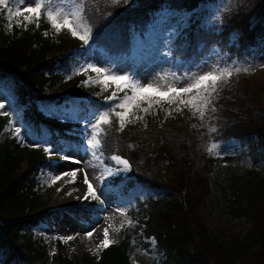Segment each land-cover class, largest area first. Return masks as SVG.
<instances>
[{"label": "trees", "instance_id": "16d2710c", "mask_svg": "<svg viewBox=\"0 0 264 264\" xmlns=\"http://www.w3.org/2000/svg\"><path fill=\"white\" fill-rule=\"evenodd\" d=\"M216 0H75L80 23L91 45L115 60L128 56L134 38L143 34L164 9L188 14L171 46L180 61V74L196 68L217 48L229 62L252 58L264 44V0L252 11L224 12L213 26L202 23L197 10ZM54 0H42L40 17L23 22L12 33L0 22V88L10 93L16 111L22 114L39 147H31L17 136L4 135L9 118L0 117V247L3 264H46L42 241L34 240L47 202L34 191L36 176L47 163L48 145L61 148L80 145L82 124L63 115L51 117L40 103L49 90L60 87L74 96L85 89L76 78L80 61L89 51L84 41L52 27L48 12ZM17 0H10L14 8ZM5 15V14H4ZM86 46V47H85ZM190 64L188 70H184ZM185 71V73H184ZM244 83V84H243ZM242 91L224 89L218 102L216 144L234 140L249 150L252 168L220 186L228 210L250 228L224 235L215 232L203 210L213 195L212 173L216 158L208 150L210 139L202 134L187 110L167 119L149 117L146 124L121 125V106H104L107 116L97 127L98 154L108 167L114 156L127 159L130 172L114 184L126 197L131 224L121 229L120 239L104 248L100 258L84 255L76 263L131 264L135 252L155 249L164 264H264V174L256 167L264 163V100L241 78ZM143 188L146 195L131 197ZM173 193L174 199L161 196ZM62 248V245H60Z\"/></svg>", "mask_w": 264, "mask_h": 264}, {"label": "rangeland", "instance_id": "374dc122", "mask_svg": "<svg viewBox=\"0 0 264 264\" xmlns=\"http://www.w3.org/2000/svg\"><path fill=\"white\" fill-rule=\"evenodd\" d=\"M10 2V0H9ZM30 0H25V4H18L12 8L0 5V22L2 15L4 31L10 34L14 26L23 22H31L37 19L35 14L23 13L15 15L17 7L24 8L28 6ZM41 4L42 0H37ZM257 0H216L214 3L200 6L197 10L201 21L207 26H213L219 20L224 12L244 9L252 11L256 8ZM31 6H35L32 4ZM75 0H54L49 11L57 23L63 25L65 16L68 17L72 26L79 35L89 34L80 23V14ZM11 9L12 14H9ZM49 13V12H48ZM5 14V15H4ZM30 17V19H25ZM190 16L188 14L175 12L165 9L158 13L148 29L134 38L132 54L129 57L122 56L113 60L102 50L91 45H86L90 50L77 69V76L82 78L81 84L85 86V94L81 98L71 96L60 87L49 90L48 99L40 103V107L46 114L56 117L64 113L63 117L70 115L76 120H84V127L87 126L88 136L85 143L80 147H73L61 151L58 147L50 149V161L46 168L37 177L35 190L38 192L41 201L47 202L48 210L51 207L64 206L66 210H59L57 214H47L42 217L41 224L34 229L35 238L42 239L47 249L46 264H66L62 258L76 263L84 255L100 256L104 246L97 247L93 240H97L105 229L113 237L110 243L119 240L121 229L130 224V218L127 215L125 198H120V191L111 186L114 177L128 173L129 167L118 165L114 161L117 169L108 168L103 165L97 155V144L93 139L96 126L103 116L104 105L122 106L126 115L124 125L127 124H146L149 117L158 119H167L187 110L195 118L196 124L202 134L210 139L209 152L216 158L214 171L212 173L213 195L207 206L203 210V215L209 226L215 232L229 235L240 231H248L250 226L242 219L234 218L228 210V203L221 194L220 186L228 185L232 176L242 175L248 169L252 168V159L249 150L234 140L226 144H216L212 140V135L218 129L217 113L218 102L224 89H229L233 93L242 91L243 85L240 84L241 78L248 79L250 90H256L261 93L264 100V44L254 49L252 58L246 61L234 60L229 62L226 56H223L219 49H214L203 61L190 72L180 74L181 62L175 61L171 56V46L176 38L181 24L187 22ZM52 27L53 18L49 17ZM56 29V28H55ZM76 40L79 35L73 36L71 30L66 26L56 29V32L63 31ZM90 40V39H89ZM85 46V47H86ZM102 67L105 72H95L91 67ZM190 64H187L184 70H188ZM212 72L220 79L216 82L215 91L211 89V81L205 82L201 87L193 89L190 93H181L176 95L170 93L168 96H160L154 91H140V85L147 86L151 83L153 88L159 92H168L171 88L187 87L194 84L200 75ZM231 73L229 75L228 73ZM124 75L130 78L129 81H122L118 86L116 82L109 80V76ZM131 79L138 82L137 88H131ZM244 84V83H243ZM207 87V91L205 88ZM209 93H211L209 95ZM207 97V101H205ZM111 98V99H110ZM0 103L5 105L0 109V117L9 116L10 124L5 130V134H18L22 140L32 146L37 144L32 139L30 130L22 123V117L19 113L11 114L13 111V99L5 90L0 89ZM88 108H94V111L87 113ZM7 112L8 115H4ZM62 116V115H61ZM20 128L17 133L16 129ZM91 141L95 145L92 148L86 145ZM72 157L81 163H69L64 157ZM69 163V164H66ZM109 169L112 170L111 174ZM261 174H264V163L257 166ZM75 172V175H73ZM89 175V182L100 192L102 190L103 203L92 205L93 211L89 212L85 208L87 204L95 201L91 197L87 200L85 195L88 191L87 184L84 183V173ZM70 174L68 179H65ZM56 177H59L57 179ZM76 180L79 182L74 183ZM74 183L73 186H67ZM146 191L143 188L131 191L132 200L134 197H142ZM161 196L168 199L176 197L173 193L162 192ZM101 219V222H98ZM120 224L117 227V224ZM100 226L99 231H94L97 235H87L91 227ZM76 229V230H75ZM89 229V230H88ZM103 229V230H102ZM118 229V231H117ZM88 230L86 233L85 231ZM111 234V235H112ZM72 237V239H68ZM63 243L62 249L60 244ZM153 242L150 252H139L134 255L131 264H164L161 254L155 249ZM4 251L0 248V264H3Z\"/></svg>", "mask_w": 264, "mask_h": 264}, {"label": "snow or ice", "instance_id": "6c2138e0", "mask_svg": "<svg viewBox=\"0 0 264 264\" xmlns=\"http://www.w3.org/2000/svg\"><path fill=\"white\" fill-rule=\"evenodd\" d=\"M17 3L23 5V4H25V0H17ZM8 4H9V0H0V5H3L5 8H8ZM32 4H35V6L34 7L31 6ZM8 11H9V14L11 15L12 14L11 9H8ZM23 13L35 14V16L38 19L40 17V13H41V4L39 2H37V0H30L28 6L22 8V9L17 7L15 15H22ZM48 15H49V17L53 18V24H54L56 29H60L62 26L66 25L71 30L73 36L79 35V33L76 31V29L70 23L67 16H65L64 22L62 25V24L57 23L55 21V18L53 17V14L51 11H49ZM25 19L26 20L30 19V17H26ZM79 39L84 41L85 45H87L89 43L90 37L87 34L79 35ZM85 67H91V68H93V71H95V72H105L106 71V69H104L102 67H94L92 65H86ZM228 74L231 75L230 72ZM108 79L116 82L117 85L121 86V87H127V85L121 84L122 81H129L130 80V78L128 76H124V75L109 76ZM219 79H220L219 76L213 75L212 72H208L207 74L200 75L199 79L196 81V83L189 84L187 87L171 88V89H169L168 92H159L158 89L153 88V85L151 83L147 84L146 87L143 85H140L139 90L140 91L158 92V94L160 96H168L170 93H175L176 95H179L181 93H190V92H192L193 89L198 90L201 87V85L205 84V82L211 81L212 82L211 83V89H212V91H215V85ZM130 83H131L132 89L137 88L138 82L136 80L131 79ZM205 91H207V87L205 88ZM210 94L211 93H209V95ZM204 99L206 102H208L207 97H205ZM4 108H5V105L3 103H0V109H4ZM4 115H8V113L5 112ZM117 115L120 118V124L123 125L126 112L121 111V112L117 113ZM106 116H107V113H105L103 116L99 117V119L104 120ZM57 118L61 119V120L67 119L66 117H63V116H60ZM86 130H87V126H86ZM16 131H17V133H19L21 130H20V128H17ZM86 145H90L92 148H95V145L92 144L91 141H87ZM32 146L39 147L38 144H33ZM64 158L66 160H71V162H74V163H81V161H77V160H75V158H72V157L65 156ZM112 159L114 161H116V163L118 165H125V166H128L130 168L129 161L127 159H121V157H119V156H114ZM120 170L121 169L117 168V171H120ZM108 171L111 174L112 170L109 169ZM73 175H75V172H73ZM56 178L59 179V177H56ZM83 180H84V183L87 184V186H88V191H87V194L85 195V199L87 200L89 197H91L93 200H96V201L103 203V195H102L103 192H102V190L100 192H97V190L89 182V175L87 172L84 173ZM87 235L91 236L92 233L89 232ZM108 235H109V233H108L107 229H105L104 240L102 241V245L104 247H108L110 245ZM68 239H72V237H69Z\"/></svg>", "mask_w": 264, "mask_h": 264}, {"label": "bare ground", "instance_id": "6f19581e", "mask_svg": "<svg viewBox=\"0 0 264 264\" xmlns=\"http://www.w3.org/2000/svg\"><path fill=\"white\" fill-rule=\"evenodd\" d=\"M132 54V51L128 54V56H126V57H129L130 55ZM69 163H73V162H69ZM69 163H66V164H69ZM68 175H70V174H67V176L65 177V179H68L70 176H68ZM77 182H79V180H76L74 183H77ZM74 183H71V184H69V185H67V186H70V185H72L73 186V184ZM92 184V183H91ZM93 204H87L86 206H85V208L86 209H88L89 210V212H91V211H93V206H92ZM59 210H63V212L66 210V208L64 207V206H62V205H60V206H57V207H51L50 208V210H49V213H51L52 214V212L54 213V214H57V213H59V212H57V211H59ZM57 212V213H56ZM98 222H101V219L98 221ZM119 223L117 224V227H119ZM92 229H88L89 230V232H91L92 233V236L95 234V235H97V233H100L101 234V232H100V226H93V227H91ZM76 230V229H75ZM88 230H86L85 231V233L88 231ZM103 230V229H102ZM94 231H99V232H97V233H95ZM117 231H118V229H117ZM88 232V233H89ZM87 233V234H88ZM113 232H111L109 235H108V239L110 240L112 237H113V234H112ZM112 234V235H111ZM104 240V235L102 234L100 237H98V239L97 240H93V242H94V245H96L97 247H102L103 245H102V241ZM98 252H101L99 249H98Z\"/></svg>", "mask_w": 264, "mask_h": 264}]
</instances>
